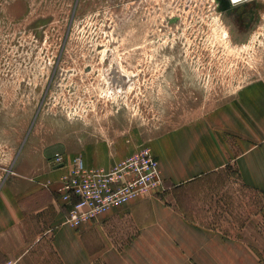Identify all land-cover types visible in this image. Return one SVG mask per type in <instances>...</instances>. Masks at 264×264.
I'll use <instances>...</instances> for the list:
<instances>
[{
    "label": "rangeland",
    "instance_id": "obj_1",
    "mask_svg": "<svg viewBox=\"0 0 264 264\" xmlns=\"http://www.w3.org/2000/svg\"><path fill=\"white\" fill-rule=\"evenodd\" d=\"M217 1L0 0V169L36 135L81 156L93 141L121 152L160 144L264 80V0L244 40ZM215 179L222 188L191 194L195 209L165 183L159 197L264 249V194L237 176ZM218 200L225 209L214 213Z\"/></svg>",
    "mask_w": 264,
    "mask_h": 264
},
{
    "label": "crops",
    "instance_id": "obj_2",
    "mask_svg": "<svg viewBox=\"0 0 264 264\" xmlns=\"http://www.w3.org/2000/svg\"><path fill=\"white\" fill-rule=\"evenodd\" d=\"M159 141L147 147L167 188L214 177L180 188L190 207L197 206L194 192L198 200L200 192L222 188L216 176L224 183L237 176L250 193L264 194V80L248 83L204 119ZM55 142L33 136L0 169V264L12 258L20 264H264L255 235L248 234L250 240L236 229L227 232L218 226L219 217L204 223L187 216L183 208L189 207L178 206L183 200L165 203L159 190L72 227L59 188L74 153H63L65 166L54 164L51 158L62 145ZM122 149L93 141L80 152L86 167H109L136 148ZM218 202L209 204L214 213L225 209Z\"/></svg>",
    "mask_w": 264,
    "mask_h": 264
},
{
    "label": "built area",
    "instance_id": "obj_3",
    "mask_svg": "<svg viewBox=\"0 0 264 264\" xmlns=\"http://www.w3.org/2000/svg\"><path fill=\"white\" fill-rule=\"evenodd\" d=\"M257 1L260 0H227L231 7ZM51 160L65 166L62 153H54ZM158 173V160L149 147L136 148L109 167H86L83 157L74 155L60 179L59 192L68 208L66 222L78 228L112 208L153 195L163 187ZM3 264L20 263L12 258Z\"/></svg>",
    "mask_w": 264,
    "mask_h": 264
},
{
    "label": "flooded vegetation",
    "instance_id": "obj_4",
    "mask_svg": "<svg viewBox=\"0 0 264 264\" xmlns=\"http://www.w3.org/2000/svg\"><path fill=\"white\" fill-rule=\"evenodd\" d=\"M254 3L258 2H253L240 7H229L225 5L222 0L217 1V7H222L221 12L223 18L225 20L229 18L235 28L242 31L241 34L234 36L237 40L246 39L257 23L258 11Z\"/></svg>",
    "mask_w": 264,
    "mask_h": 264
},
{
    "label": "trees",
    "instance_id": "obj_5",
    "mask_svg": "<svg viewBox=\"0 0 264 264\" xmlns=\"http://www.w3.org/2000/svg\"><path fill=\"white\" fill-rule=\"evenodd\" d=\"M201 178L202 177H198V178H194L193 180H191V181H189V182H186L184 185H178V186H174V185H171L170 187H171V189L173 190V192H174V194L176 195V197L178 198V199H181L180 197H179V193H181L182 195H186V194H184L183 193V191H181V187L182 186H190V187H193V185H195V182H197V181H200L201 180ZM165 182H163V184H164ZM166 186H169V185H166ZM197 186V185H196ZM195 187V186H194ZM172 192V193H173ZM184 192H187V191H184ZM173 196V195H172ZM181 202V201H180Z\"/></svg>",
    "mask_w": 264,
    "mask_h": 264
},
{
    "label": "water",
    "instance_id": "obj_6",
    "mask_svg": "<svg viewBox=\"0 0 264 264\" xmlns=\"http://www.w3.org/2000/svg\"><path fill=\"white\" fill-rule=\"evenodd\" d=\"M222 2H223L225 5L230 6V5L228 4L227 0H222ZM219 9L222 10V7H219ZM227 21H228L229 24L231 25L232 31H233V33H234L235 36L241 34L242 31H239L237 28H235V26L231 23V21H230L229 18H227Z\"/></svg>",
    "mask_w": 264,
    "mask_h": 264
}]
</instances>
